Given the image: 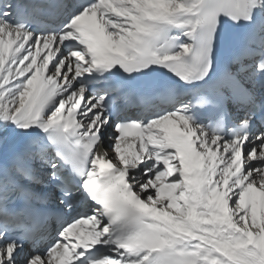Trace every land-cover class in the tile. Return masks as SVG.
<instances>
[{"label":"snow or ice","instance_id":"6c2138e0","mask_svg":"<svg viewBox=\"0 0 264 264\" xmlns=\"http://www.w3.org/2000/svg\"><path fill=\"white\" fill-rule=\"evenodd\" d=\"M0 264H264V0H0Z\"/></svg>","mask_w":264,"mask_h":264},{"label":"bare ground","instance_id":"6f19581e","mask_svg":"<svg viewBox=\"0 0 264 264\" xmlns=\"http://www.w3.org/2000/svg\"><path fill=\"white\" fill-rule=\"evenodd\" d=\"M111 154V153H110Z\"/></svg>","mask_w":264,"mask_h":264}]
</instances>
